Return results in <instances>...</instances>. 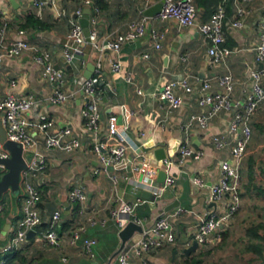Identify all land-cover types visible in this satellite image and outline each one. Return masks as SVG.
Wrapping results in <instances>:
<instances>
[{
  "label": "crops",
  "instance_id": "0c3cea01",
  "mask_svg": "<svg viewBox=\"0 0 264 264\" xmlns=\"http://www.w3.org/2000/svg\"><path fill=\"white\" fill-rule=\"evenodd\" d=\"M43 1L46 3L39 7L33 0H15L14 4L11 0H0V6L9 20L6 39H25L34 47L18 57H10L2 55L0 45V97L10 92L18 95L35 94L41 102L28 115L37 117L39 114H49L55 119L56 128L70 127L74 135L82 136L83 146L74 152L59 148L46 150L41 134L34 132L39 140V147L47 154L48 162L47 168L36 180L42 194L40 209L43 223L31 239L27 238L20 244L18 250L3 252L2 248L14 235L17 221L23 217L22 191L5 192L0 200L4 206L0 214L1 264H117L113 255L120 247L122 238L116 220L110 215V209L117 197L129 201L147 199L136 207V214L142 218V226L152 224L164 211L175 210L177 207L166 209L176 200H180V205L185 208L174 219L176 241L142 256H134L132 264H182L192 254L200 257L202 264H210L207 261L209 259L213 261L212 264L234 263L235 256H228L226 259L221 256L223 259H220V247L216 248L217 250L200 247L186 255L183 249L192 243H183L179 236L182 231L187 235L196 230L199 214L211 209H217L219 212L223 210V203L212 205L207 202V198L209 185L221 176V160L231 157L235 136L230 130L233 111L222 110L207 126L199 122H194L188 130L183 126L189 122L192 114L206 111V108L199 104V98L202 95L203 81L208 78H212V90L220 91L221 85L217 77L231 76L234 81L233 98L244 100V89L250 85V69L254 65L253 47L259 41L260 29L264 24V0H231L227 4L226 44L233 48L234 52L223 62L211 66L208 52L210 40L200 32L198 22L179 27L175 19L161 20L155 16L149 18V24L166 33L162 47L154 46L148 29L136 41L125 42L120 51V72L112 68L115 54L106 47V42L127 31L133 20L140 18L142 14L145 15V9L142 11L144 2L104 0L103 8L97 4L100 7V13L97 15L98 39L105 45L104 51L87 44L82 55L86 59V65L77 60L71 66L65 62L63 43L71 20L76 17L74 11L79 5L78 0ZM158 1L160 0H153L151 5ZM239 6L247 10L244 17L237 16ZM87 8L90 7L86 6L85 10ZM29 14L41 20L42 25L26 26V16ZM198 15L197 21H202V11H199ZM236 18L242 20V27L232 25ZM44 49L50 52L51 60L58 71V79L55 82H49L42 77V68L33 59L37 51ZM145 53H149V57H145ZM90 62L95 65L93 75L100 77V140L106 141L109 138L107 116L114 113L128 132L134 137H141L145 143V155L153 163L159 160L155 150L160 146L167 151L176 152L182 142H189L203 152L200 158H190L183 167L172 169L177 177L176 182L167 186L160 196L155 197L151 193L147 198L144 195L147 189L141 182L145 180V170L135 168L138 159L133 150H129L118 164L108 170L98 173L94 171L99 163L92 150L93 136L85 129V117L82 113L85 99L80 83ZM127 74L132 75L134 82L125 80L124 76ZM184 77L189 79L192 90L186 91L184 87L177 86L175 92L182 96L183 101L180 106L171 107L162 97L164 86L170 80ZM56 87L69 92V100L59 104L48 102L47 96ZM260 119L259 115L255 114L252 121ZM219 133L227 134L230 140L224 149H218L213 143V136ZM118 143V138L111 141V144ZM258 148L260 147L255 144H249L243 166L246 165V158H252L253 155L256 157L253 153ZM245 168L247 170L243 169L242 172L243 181L249 182L247 165ZM5 170L6 168L0 165V173ZM112 175L117 176L116 181ZM194 176L203 177L207 185L196 184ZM162 182L157 177V183ZM78 183L86 186L88 194L86 202L82 204L72 202L69 197L71 188ZM77 206H83L84 211L75 210ZM56 209L62 211V217L56 227L62 240L60 248L47 243L42 237L43 232L50 226ZM90 217L94 218V223L89 221ZM79 226H84V230L81 238L73 244L72 233ZM141 235L142 232L136 231L129 241H135ZM249 236V233H246L244 238L249 239ZM86 237L97 239L94 258H90L84 250L83 239ZM245 241L247 248L253 244L252 240ZM3 260L5 262H2Z\"/></svg>",
  "mask_w": 264,
  "mask_h": 264
},
{
  "label": "built area",
  "instance_id": "2783aa9c",
  "mask_svg": "<svg viewBox=\"0 0 264 264\" xmlns=\"http://www.w3.org/2000/svg\"><path fill=\"white\" fill-rule=\"evenodd\" d=\"M51 1L53 2L54 0ZM139 1L145 3L142 11L153 2V0ZM228 1L223 0L212 17L207 21H197L199 15L195 0H164L162 9L156 17L161 20L175 19L179 27L193 25L198 22L200 32L210 40L208 52L211 57V66H213L223 62L234 52L233 48L225 44L226 3ZM33 3L42 7L46 1L33 0ZM78 4L74 11L76 17L71 20L70 29L63 43L65 62L71 66L77 60H80L82 65H86V59L82 55L85 53L87 44H92L100 51H104L105 48V45H102L98 39L97 15L100 13V7L95 0H78ZM86 6L92 10L89 18L91 28L89 39L85 35L84 27L80 21V18L85 14ZM246 13L247 10L244 7H238V17H244ZM0 18L2 55L18 57L25 51L34 49L25 39H6L9 20L1 6ZM149 18V16L142 14L140 18L130 23L127 31L117 34L113 40H107L106 47L115 54V58L112 61V68L115 71L120 72L122 69L120 51L123 44L127 41H136L147 29L150 30L154 46L156 48L162 47L166 33L160 29L153 28L149 24ZM232 25L242 27L243 22L241 19L236 18ZM253 48L255 51L254 65L250 69V85L244 89V100L233 98L234 81L231 76L221 75L217 77V81L221 85L220 91L212 90V78H208L203 81L202 95L199 98V104L205 107L206 111L192 114L189 122L183 126L186 130L191 128L194 122L207 126L210 120L222 110L229 109L233 111L230 130L235 136L234 144L231 147V157L221 160V176L216 182L209 185L210 190L207 198L209 204L223 203L224 207L220 212L217 209H211L198 215L197 228L194 232L188 234V236L192 235V238L187 242L190 245L192 239H196L199 243L198 248L219 245L223 239V231L228 220L237 212L241 205L243 180L241 162L252 135L251 118L264 102V24L260 29L259 41ZM149 55V53L144 54L145 57H149ZM33 59L41 66V74L45 80L55 82L58 79V71L51 60V54L48 50L37 51ZM124 78L127 82H134L130 74L125 75ZM99 83V75H93L82 84L85 99L82 110L85 117V129L93 136L92 150L99 163V166L94 171L98 173L101 170H108L109 167L118 164L129 150H133L136 159H138L135 168H143L145 170V180L141 182L142 186L151 191L155 197L160 196L167 186L174 185L176 182L177 177L172 172V169L177 166L183 167L190 158H200L203 152L194 148L189 142H182L176 152L165 150V157L153 163L145 155V143L141 140V137H134L128 132L119 123V118L114 113H110L107 116L109 138L106 141L100 140L98 132L102 112L100 109V91L98 90ZM177 86L184 87L186 91L192 90V85L187 77L168 81L162 91V97L167 100L171 107H178L183 101L182 96L175 92ZM138 91L142 93L140 88H138ZM70 97L71 94L69 92L56 87L47 96L46 100L53 104H59L66 102ZM40 102L41 100L33 93L18 95L10 92L0 97V119L6 129L7 137L21 144L27 163L26 167L21 171L20 177L23 217L17 221L14 235L11 241L2 248L3 252L18 250L20 244L27 240L28 233L31 230L36 233L43 223V215L40 209L42 194L36 180L39 174L45 171L48 162L47 154L39 147V140L34 132L41 134L46 150L59 148L74 152L83 146L82 136L74 135L70 127L56 128L55 119L49 114H39L37 117L28 115ZM113 138H118L119 143L111 144ZM213 143L218 149H224L229 145L230 140L227 134L219 133L213 136ZM0 155L3 158L10 156V151L5 148L4 143L1 141ZM160 170L166 172V178L162 183H157ZM112 178L115 181L117 180L116 175H112ZM193 180L199 186L207 185V182L201 176H194ZM69 197L74 203L82 204L86 202L88 198L86 186L82 183L75 184L70 190ZM146 200L138 198L135 201H129L122 197L115 199L110 209V215L116 220L120 231L131 221L143 225L142 218L136 214V207ZM83 209V206L78 208L80 212L84 211ZM3 210L4 206L0 202V214ZM184 210L185 208L179 205L175 210L162 212L149 226H143L141 237L135 241H129L130 238L116 254V263L132 264L134 256H142L153 249L174 243L177 239L174 219ZM61 217L62 211L56 209L53 212L50 226L42 234L43 239L47 243L58 248L62 246V240L56 227ZM89 221L91 223L95 222L94 218L91 217ZM83 230L84 226H79L73 231L71 243L76 244L81 238ZM96 243L97 239L95 237L83 239L84 250L90 258L95 257L94 246ZM64 260H67L66 257H64ZM2 262H5V260ZM261 264H264V262Z\"/></svg>",
  "mask_w": 264,
  "mask_h": 264
},
{
  "label": "rangeland",
  "instance_id": "374dc122",
  "mask_svg": "<svg viewBox=\"0 0 264 264\" xmlns=\"http://www.w3.org/2000/svg\"><path fill=\"white\" fill-rule=\"evenodd\" d=\"M256 114L259 115L261 119L260 121L253 122V135L251 140L252 144L260 147L253 153L256 157L254 158V155L251 156L255 161L253 178L255 179V188L249 190L247 187L248 181H243L240 208L232 215L225 226V231L228 232L226 241L214 247H207L214 249L220 247V249H218L220 250V259L222 257L226 259L228 256H235L236 260L231 264H256L264 262V102ZM250 159L251 158H246L245 160L248 168ZM245 166H243L244 171L247 170ZM250 228L257 229L256 233H258V235H255L252 231L249 233L248 230ZM246 233H249V239L244 238ZM245 240H252L254 244L261 245L260 251L247 248V246H245ZM227 242L229 244H227ZM207 261L210 264L213 262L211 259Z\"/></svg>",
  "mask_w": 264,
  "mask_h": 264
},
{
  "label": "water",
  "instance_id": "95a60500",
  "mask_svg": "<svg viewBox=\"0 0 264 264\" xmlns=\"http://www.w3.org/2000/svg\"><path fill=\"white\" fill-rule=\"evenodd\" d=\"M14 4L15 0H11ZM164 0H160L156 2L155 4L149 6L145 9L144 13L145 15L149 17H155L162 9ZM90 14H91V8H87L85 10V14L83 17L80 18L81 24L84 27L85 35L89 39V35L91 32L90 28ZM150 32V30H148ZM95 71V65L93 63H88V66L83 74V76L80 79V83L83 84L87 79L91 78L93 76V73ZM0 141L4 143L5 148H7L10 151L9 157H1L0 155V165L4 166L6 168L5 171L0 173V200H2L3 194L7 192L8 190H11L13 192H19L21 190L20 187V177H21V171L26 167V159L23 155V147L21 144H19L16 141L10 140L7 137L6 129L4 128L2 121L0 119ZM156 157L158 159L164 158L166 155L165 148L163 146H160L156 148L155 150ZM166 178V172L164 170H161L158 175L159 181H164ZM144 195L149 198L151 196L150 191H145ZM181 204L180 200H176L171 204L169 208L166 210L172 209L174 207H177ZM215 203H212L214 205ZM136 231H143V226L141 224L135 223L133 221L129 222L125 228H123L120 231V236L122 238V243L118 250L114 253L113 256H116V254L124 247L125 243L133 236V234ZM34 235V231L31 230L28 233V239H31ZM179 236L182 238V242H188L191 236L185 235L182 232H180ZM199 247V243L196 239H192V244L190 246H187L183 249V252L186 255H190L192 252H195ZM177 252V250H175Z\"/></svg>",
  "mask_w": 264,
  "mask_h": 264
},
{
  "label": "trees",
  "instance_id": "16d2710c",
  "mask_svg": "<svg viewBox=\"0 0 264 264\" xmlns=\"http://www.w3.org/2000/svg\"><path fill=\"white\" fill-rule=\"evenodd\" d=\"M95 1L101 8H103L105 6L104 0H95ZM222 1L223 0H195L197 7H198V14H199V11H202V19H203L202 21L209 20L212 17L213 13L216 11V8L219 6V4L222 3ZM230 1L231 0H229L226 3V6ZM26 17H27L26 26H28L29 24H33V25L41 24L42 25L41 20L35 18L33 15L29 14ZM225 44H226V42H225ZM258 110H257V112H258ZM253 116L251 118L252 135H253V121H252ZM252 135H251L250 141L247 145V148H248L249 144L251 143ZM247 148H246L245 153L247 152ZM244 159H245V154H244V157H243L242 162H241V170L242 171H243ZM254 164H255V161L253 158H251L250 162H249V168H248L249 182L247 184V187L249 190H252L255 188V184H254L255 179H253L254 178V171H255V165ZM242 184H243V180H242ZM241 198H242V188H241ZM77 209H78V206L76 207L75 210H77ZM256 228H258V227H256ZM256 230L257 229H255V228H250L248 231H249V233H250V231H252L255 235H258V233H256ZM227 235H228V232L224 230L223 231V239H222L221 244H223L226 241ZM260 246L261 245H259V244L253 243L249 246V248H253L254 250L260 251ZM5 258L8 259V256L5 255ZM0 261H1V259H0ZM202 262H203V260L200 257H198L195 254H192L191 256L186 258L182 264H202ZM0 264H1V262H0ZM258 264H261V263H258Z\"/></svg>",
  "mask_w": 264,
  "mask_h": 264
}]
</instances>
